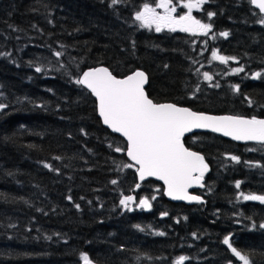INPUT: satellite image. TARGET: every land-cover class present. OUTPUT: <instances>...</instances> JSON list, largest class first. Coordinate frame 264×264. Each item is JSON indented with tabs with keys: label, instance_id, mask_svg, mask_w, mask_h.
<instances>
[{
	"label": "trees",
	"instance_id": "obj_1",
	"mask_svg": "<svg viewBox=\"0 0 264 264\" xmlns=\"http://www.w3.org/2000/svg\"><path fill=\"white\" fill-rule=\"evenodd\" d=\"M144 2L157 0H0V103L7 105L0 110V264H79L81 254L94 264H174L180 255L190 258L185 264H242L222 243L228 235L253 264H264V204L236 199L241 191L264 195L263 145L186 137L209 165L204 190L194 192L204 203H169L155 182L135 189V169L115 151L124 142L101 126L94 101L74 82L91 67L118 78L141 70L154 102L264 119L262 17L248 0H209L192 11L212 24L207 36L157 33L134 20ZM185 2L173 0L179 12H187ZM53 50L64 52L65 69L55 70ZM212 51L236 61H214ZM240 66L244 72L231 73ZM124 195L156 199L147 212L128 211L119 204Z\"/></svg>",
	"mask_w": 264,
	"mask_h": 264
},
{
	"label": "snow or ice",
	"instance_id": "obj_2",
	"mask_svg": "<svg viewBox=\"0 0 264 264\" xmlns=\"http://www.w3.org/2000/svg\"><path fill=\"white\" fill-rule=\"evenodd\" d=\"M121 2L122 0H110V6L118 5ZM208 2L209 0H187L182 5L187 9V12L179 15H177L178 6L173 3V0L144 2L142 7L135 11L134 20L138 22L140 28L149 30L154 28L157 33L167 29L171 32L179 30L192 35L207 36L212 30V24L196 19L192 15V11L202 8ZM250 3L259 10V13L264 14V0H250ZM206 15L211 19L216 13L208 11ZM259 23L264 25V17L259 20ZM219 35L227 38L229 33L221 32ZM61 47L64 46L61 45ZM53 55L59 64L55 70L65 69V65L60 63L64 52L53 50ZM211 59L218 60L223 64H227L229 60L236 61L235 57H226L218 54L217 51H212ZM35 71L42 72V68L36 67ZM240 72H244L243 66L231 69L232 74ZM261 76L262 73L258 71L253 74L252 78L258 79ZM203 79L212 81L213 77L205 71ZM74 82L88 89L96 97L99 115L102 117L103 123L113 132L120 133L126 138V148H115L116 152L125 151L127 157L133 162L125 163L123 167L135 168L140 181H144L148 177H155L163 181L166 186L165 194L173 200L204 203L201 196L191 194L189 189L194 186L205 187L203 181L205 174L209 171V165L204 155L185 146L186 133H191L194 129H208L214 133H222L236 141H256L264 145V119L244 118L237 115H208L177 106L174 103L154 102L145 91L148 76L141 70H135L123 78H118L108 67H91L81 71ZM219 86L218 83L214 85V87ZM232 87L235 92H240L239 85ZM248 103L251 105L252 100L248 99ZM6 107L7 105L0 103V110ZM229 158L237 163L240 162V158L237 156L233 155ZM54 159H60V157ZM44 167L59 171L53 169L50 164H45ZM111 183L115 185L118 182L114 179ZM140 187L139 183L135 185L137 189ZM235 187L240 189L241 182L237 181ZM67 199L71 201L72 197L68 196ZM155 199V195L151 198L143 197L138 200L135 196L124 195L119 204L128 211L134 210V207L151 209V201ZM236 199L258 201L264 204V195L245 194L243 191ZM74 206L77 209L80 208L79 204ZM162 215L166 216L167 213H162ZM252 227L256 228L257 225L253 223ZM258 227L264 229V223H260ZM157 235H164V233L160 232ZM193 237L196 238L195 233H193ZM222 243L242 264H253L249 254H244L233 246L231 235L225 236ZM80 258L83 264H93L87 254H81ZM189 259L185 255H180L175 259L174 264H185ZM228 264H233V262L229 260Z\"/></svg>",
	"mask_w": 264,
	"mask_h": 264
},
{
	"label": "water",
	"instance_id": "obj_3",
	"mask_svg": "<svg viewBox=\"0 0 264 264\" xmlns=\"http://www.w3.org/2000/svg\"><path fill=\"white\" fill-rule=\"evenodd\" d=\"M157 1H158V0H157ZM249 4H250V6H251V8H252L253 10H255L260 16L264 17V14L259 13V10L256 9L255 6L252 5V4L250 3V0H249ZM98 67H101V66H98ZM132 72H133V71H132ZM132 72H131V73H132ZM131 73H129V74H131ZM129 74H128V75H129ZM125 76H127V75H125ZM125 76H123V77H125ZM123 77H121V78H123ZM79 86H80V85H79ZM80 87H81L84 91H86L87 94H89V96H90V97L92 98V100L94 101V103H95L96 117H97V119L99 120L101 126H102L104 129H106L109 133H111V134H113V135L119 137V138L125 143V148H126V144H127L126 138H124L120 133L113 132V130H112L111 128H109L107 125H105V124L103 123V119H102V117H100V115H99L98 101H97L96 97H95L94 95H92L91 92H90L88 89H86V88H84V87H82V86H80ZM146 87H147V83L145 84V89H146ZM205 114H206V113H205ZM208 115H213V114H208ZM222 115H226V114H222ZM222 115H216V116H222ZM241 117H243V116H241ZM244 118H247V117H244ZM257 119H258V118H257ZM199 133L211 134V135L217 136V137H219V138H222V139H224V140H227V141H229V142H232V143H234V144H238V145H261V144H259V143L256 142V141H236V140H233L231 137H226V136H224L222 133H214V132H212L211 130H208V129H194L191 133H186L184 139H185L186 137H189V136L193 135V134H199ZM124 157H125V159L129 162V164H130V163H133V162L127 157L126 152L124 153ZM134 169H135V168H134ZM208 174H209V171L205 174L204 179L207 177ZM135 179H136V184H137V183L142 184V183H144V182H146V181H152V182H155V183L159 184L160 187H161V195H162V197L164 198V200H166V201L169 202V203L182 204V205H185V206H195V205L203 204V203H197V202H188V201H182V200H173L171 197H169V196H167V195L165 194L166 186L163 184V181H160V180L156 179L155 177H148V178H146L144 181H140V179H139V175H138V173L136 172V170H135ZM203 183H204V181H203ZM135 189H136V188H135ZM203 190H204V187L201 188V187H198V186H194L193 188H190V189H189V192H190L191 194H194V192H200V191H203ZM195 195H197V194H195ZM142 210H143L144 212H147L149 209H142ZM79 264H83V261L80 262ZM93 264H94V263H93Z\"/></svg>",
	"mask_w": 264,
	"mask_h": 264
},
{
	"label": "rangeland",
	"instance_id": "obj_4",
	"mask_svg": "<svg viewBox=\"0 0 264 264\" xmlns=\"http://www.w3.org/2000/svg\"><path fill=\"white\" fill-rule=\"evenodd\" d=\"M158 11H162V10H160V9H157ZM184 10H185V8H184ZM193 10H196V9H193ZM186 11H184V12H179V8H177V15H179V14H183V13H185ZM154 29V28H153ZM165 31H169V30H167V29H165ZM177 31H179V30H177ZM181 32V31H180ZM185 33V32H184ZM189 34H191V33H189ZM216 61H218V60H216Z\"/></svg>",
	"mask_w": 264,
	"mask_h": 264
}]
</instances>
